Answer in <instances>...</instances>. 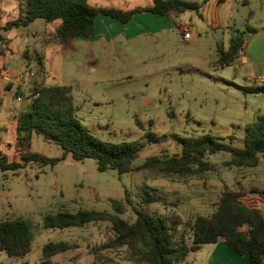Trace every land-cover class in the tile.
Segmentation results:
<instances>
[{"label":"rangeland","instance_id":"374dc122","mask_svg":"<svg viewBox=\"0 0 264 264\" xmlns=\"http://www.w3.org/2000/svg\"><path fill=\"white\" fill-rule=\"evenodd\" d=\"M247 1L249 5L230 0L231 28L210 27L195 11L170 14L176 25H191L195 40L188 44L177 26L161 35L134 36L141 30L137 22L150 24L146 17L137 21L139 13L133 15L134 21L115 26L109 25L113 22L110 17L97 15L91 38L77 37L62 46L56 41L55 24L50 26L42 19L3 30L17 18L23 3L0 0V34L6 37H0V98L4 103L14 101V108L24 111L34 87L69 85L75 116L90 134L104 141L142 145L133 167L151 156L178 154L175 136L210 134L241 147L245 126L264 113V92L248 90L255 84L247 65L236 58L227 65L221 60L232 40L228 32L233 41L243 38L249 26L256 25L250 13L257 15L264 7V0ZM87 3L122 11L148 5L146 0ZM24 152L57 161L53 165L30 161L14 174L0 172V221L20 218L33 233L29 253L8 257L0 251V264H132L125 247L100 248L113 237L109 222L63 229L44 228L42 222L58 212L97 211L131 223L135 219L132 208L139 207L147 195L153 197L142 205L147 214L166 217L173 213L182 222H192L197 216H210L222 191L232 190L247 206H257L264 217V195L249 192L252 188L264 190L261 157L255 167L236 168L225 166L229 154L219 152L205 157L210 171L177 176L150 171L99 172L93 159L77 161L69 154L63 156L58 145L34 133L27 147L14 145L5 155L18 162ZM111 199L122 202L125 212L116 213ZM180 235L190 244L188 233L181 228L176 237ZM49 242H67L73 247L45 259L41 247ZM211 246L204 244L202 250L188 253L177 264H207Z\"/></svg>","mask_w":264,"mask_h":264},{"label":"trees","instance_id":"16d2710c","mask_svg":"<svg viewBox=\"0 0 264 264\" xmlns=\"http://www.w3.org/2000/svg\"><path fill=\"white\" fill-rule=\"evenodd\" d=\"M223 3L225 0H216ZM152 5L122 11L115 8L92 7L87 0H22L16 19L5 24L3 30L26 26L35 19L55 24L56 41L68 46L77 37L90 38L93 35L94 18L104 15L120 23H127L133 15L152 13L168 16L171 13L195 11L200 4L183 0H152ZM50 31V30H49ZM240 41L231 40L230 51L221 63L232 59ZM251 92H264V86L251 87ZM40 135L45 141L53 142L69 154L73 160L93 159L97 170L109 169L118 174L150 171L164 175H198L211 170L206 156L219 152L229 154L225 166L236 168L255 167L259 158L264 161V113L257 114L254 121L244 129L243 144L235 147L210 134L195 136H175L178 154L172 156H151L141 165L133 167L142 145L131 142H111L94 137L79 123L72 104L69 85L34 87L29 107L17 117L15 128L18 148L29 144L31 134ZM145 136L152 137L146 133ZM30 161L41 165H53L57 159L38 153L24 152L19 161H9L0 151V172L15 173ZM250 193L263 194L264 190L252 188ZM127 200V199H126ZM153 197L147 195L139 207H133V222L129 223L117 216L97 211L76 213L58 212L43 218L44 228L63 229L81 227L90 222L110 223L113 237L103 243L102 249L125 247L128 261L132 264H177L188 253L197 251L204 244L223 240L226 246L239 256L247 255L248 264H264V217L254 207L247 206L237 191L224 190L220 194L215 210L210 216H197L192 222H182L176 214L166 217L147 214L142 205H147ZM127 203L129 200L126 201ZM112 209L122 214L126 207L118 200H110ZM181 228L188 233L190 244L183 235L176 237ZM244 228V229H243ZM33 233L31 226L20 218L0 221V251L8 257H22L29 253ZM73 247L67 242L46 243L41 247L43 258L65 252Z\"/></svg>","mask_w":264,"mask_h":264},{"label":"crops","instance_id":"0c3cea01","mask_svg":"<svg viewBox=\"0 0 264 264\" xmlns=\"http://www.w3.org/2000/svg\"><path fill=\"white\" fill-rule=\"evenodd\" d=\"M184 1L196 2L200 4V8L196 12V14L200 18H202L205 23H209L210 27L221 28L225 26L227 28H231V26L229 25L232 19V5L230 4V0H225L223 3L220 4L217 3L216 0ZM240 1L242 4L249 5V1L247 0ZM146 2H148L146 3L148 5H145V7H150L153 3L152 0H146ZM259 10L260 13L257 15H255L254 12L250 13V18L256 19V25L255 27L249 26L247 30V35L238 40L240 41L239 47L233 57L248 66V72L251 79L264 78V7H261ZM171 14L177 16V14L175 13ZM169 15L162 16L152 13H141V15L138 16L137 21L146 17L149 20L150 24L147 27L145 23L144 25H141L137 21H135L137 22L136 26L138 27V29L141 30L138 31L140 33H136L134 34V36H141L143 34L161 35L165 33V31H172L173 29H175V26H177L178 28L179 25H176L172 21V19H170ZM133 19L134 18H132L131 21H134ZM111 20L113 21L109 23V25L111 26H115L118 25L117 23H120L115 19ZM189 27L192 28L191 25ZM232 31L234 32V29ZM228 33L229 39L233 40V34H231L230 32ZM179 35H181L180 31ZM0 37L6 38L2 34H0ZM194 40L195 37L194 35H192L191 39L184 40V43L188 44L189 42H192ZM230 45L231 41L229 42L226 50H223L226 55L229 54ZM228 60L230 59H227V61ZM227 61L226 63H222V65H227ZM1 63L3 64V61ZM228 67H230V65H228ZM262 85L264 86V81L253 85L252 88ZM14 107V101H7L6 103H4V101L0 98V151L4 154L7 149H10L15 145V128L17 123V117L20 115L21 112H23L16 110ZM254 208H257V206H254ZM203 247L204 245H202L197 251L202 250ZM207 256V264H248L247 255L239 256L238 254L230 250L223 240H219L218 242L213 243L207 251ZM51 257H49V259Z\"/></svg>","mask_w":264,"mask_h":264},{"label":"built area","instance_id":"2783aa9c","mask_svg":"<svg viewBox=\"0 0 264 264\" xmlns=\"http://www.w3.org/2000/svg\"><path fill=\"white\" fill-rule=\"evenodd\" d=\"M181 37L183 40H190L192 37V29L189 26H179L178 27ZM253 84L260 83L264 81V78H258V79H251L250 80Z\"/></svg>","mask_w":264,"mask_h":264}]
</instances>
